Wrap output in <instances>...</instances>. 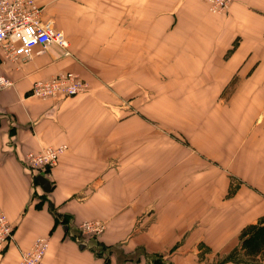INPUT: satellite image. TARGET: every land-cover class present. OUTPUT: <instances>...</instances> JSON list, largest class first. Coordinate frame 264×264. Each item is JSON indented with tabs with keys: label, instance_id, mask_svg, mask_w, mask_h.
Here are the masks:
<instances>
[{
	"label": "crops",
	"instance_id": "1",
	"mask_svg": "<svg viewBox=\"0 0 264 264\" xmlns=\"http://www.w3.org/2000/svg\"><path fill=\"white\" fill-rule=\"evenodd\" d=\"M34 1L69 54L0 53V209L13 227L0 264L37 237L42 264H253L222 257L264 228V0L221 13L201 0ZM65 71L87 89L31 94ZM60 145L53 166L27 168L29 151ZM84 220L105 227L81 243Z\"/></svg>",
	"mask_w": 264,
	"mask_h": 264
},
{
	"label": "built area",
	"instance_id": "2",
	"mask_svg": "<svg viewBox=\"0 0 264 264\" xmlns=\"http://www.w3.org/2000/svg\"><path fill=\"white\" fill-rule=\"evenodd\" d=\"M201 1L207 4L212 13L225 11L230 3V0ZM41 16L42 9L34 0H0V53L3 59L29 58L35 47L43 49L51 43L64 48L65 54L68 53V41L62 32ZM9 84V80L0 74V86L6 87ZM84 89L83 80L77 74L67 72L34 81L31 94L45 99L56 95L72 96ZM65 148V145H60L36 152L29 151L25 156V164L31 172L51 167ZM104 227L101 220H84L78 226L77 240L84 243V239L100 235ZM12 233V224L0 209V253L12 238ZM47 247L48 241L45 237L35 238L30 247L21 252L18 264H42Z\"/></svg>",
	"mask_w": 264,
	"mask_h": 264
},
{
	"label": "rangeland",
	"instance_id": "3",
	"mask_svg": "<svg viewBox=\"0 0 264 264\" xmlns=\"http://www.w3.org/2000/svg\"><path fill=\"white\" fill-rule=\"evenodd\" d=\"M231 1V0H230ZM228 8V7H227ZM224 12V11H223ZM221 13V12H220ZM60 31V30H59ZM63 34V33H62ZM63 36H64V34H63ZM65 37V36H64ZM67 40V39H66ZM67 46H68V44H67ZM60 47V46H59ZM66 50H67V47H66ZM67 54L66 55H68L69 54V51L67 50ZM63 53L65 54V52H64V48H63ZM67 72H72V73H75V74H77L82 80H83V82L85 83V89H87V87H88V84H87V82L78 74V73H76V72H74V71H65V72H61V73H67ZM61 73H58V74H61ZM58 74H56V75H58ZM56 75H53V76H56ZM52 76V77H53ZM51 78V77H50ZM47 79H49V78H47ZM84 89V90H85ZM84 90H82V91H80V92H83ZM80 92H78V93H80ZM77 93V94H78ZM77 94H75V95H77ZM56 96H58V95H56ZM62 96H65V95H62ZM72 96H74V95H72ZM65 97H68V96H65ZM59 156V155H58ZM105 225V224H104ZM98 236V235H97ZM94 237H96V236H94ZM242 238H244V236L243 237H239V245H238V247H237V249L239 248V250L240 251H237L235 254H234V252H233V254H231V255H229V256H223L222 258H224V259H231V260H238V259H240V260H245V261H249V262H251V263H259V261H257V259H256V257H255V254H256V252L260 249V248H263L264 247V241H263V239H264V236H262L260 239H259V242H258V240H254L253 242H251V243H248V252H245V249L244 248H242L241 247V240H242ZM252 250V252H250Z\"/></svg>",
	"mask_w": 264,
	"mask_h": 264
},
{
	"label": "trees",
	"instance_id": "4",
	"mask_svg": "<svg viewBox=\"0 0 264 264\" xmlns=\"http://www.w3.org/2000/svg\"><path fill=\"white\" fill-rule=\"evenodd\" d=\"M247 234V238H242L241 242V247L244 249H248V243L253 242L255 239L258 240L264 236V228L263 227H258L255 225H250L247 226L243 231H241L239 237H243L244 235ZM264 241V239H263Z\"/></svg>",
	"mask_w": 264,
	"mask_h": 264
},
{
	"label": "water",
	"instance_id": "5",
	"mask_svg": "<svg viewBox=\"0 0 264 264\" xmlns=\"http://www.w3.org/2000/svg\"><path fill=\"white\" fill-rule=\"evenodd\" d=\"M37 179H38L39 183L41 184V186L45 190H47L49 188V181L45 177L39 175V176H37Z\"/></svg>",
	"mask_w": 264,
	"mask_h": 264
},
{
	"label": "bare ground",
	"instance_id": "6",
	"mask_svg": "<svg viewBox=\"0 0 264 264\" xmlns=\"http://www.w3.org/2000/svg\"><path fill=\"white\" fill-rule=\"evenodd\" d=\"M30 57H31V56H30ZM30 57H29V58H30Z\"/></svg>",
	"mask_w": 264,
	"mask_h": 264
}]
</instances>
